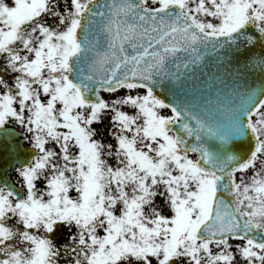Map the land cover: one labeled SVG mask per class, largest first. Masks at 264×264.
Masks as SVG:
<instances>
[{"label": "snow or ice", "instance_id": "6c2138e0", "mask_svg": "<svg viewBox=\"0 0 264 264\" xmlns=\"http://www.w3.org/2000/svg\"><path fill=\"white\" fill-rule=\"evenodd\" d=\"M0 264H264V0H0Z\"/></svg>", "mask_w": 264, "mask_h": 264}]
</instances>
